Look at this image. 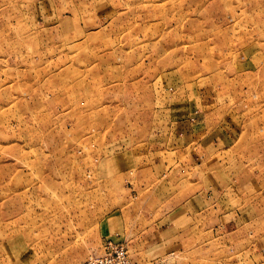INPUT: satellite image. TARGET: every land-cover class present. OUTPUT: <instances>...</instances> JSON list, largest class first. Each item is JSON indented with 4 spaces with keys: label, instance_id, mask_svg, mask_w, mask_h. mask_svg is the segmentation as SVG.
I'll return each instance as SVG.
<instances>
[{
    "label": "rangeland",
    "instance_id": "rangeland-1",
    "mask_svg": "<svg viewBox=\"0 0 264 264\" xmlns=\"http://www.w3.org/2000/svg\"><path fill=\"white\" fill-rule=\"evenodd\" d=\"M262 213L264 0H0V264H264Z\"/></svg>",
    "mask_w": 264,
    "mask_h": 264
},
{
    "label": "crops",
    "instance_id": "crops-1",
    "mask_svg": "<svg viewBox=\"0 0 264 264\" xmlns=\"http://www.w3.org/2000/svg\"><path fill=\"white\" fill-rule=\"evenodd\" d=\"M224 135H226V134H224ZM209 138H208V140H210V142H208V144L210 145V144H213V145H215L216 143H215V140H216V134L215 133H213L212 135H209L208 136ZM224 137V139H229L228 137H230V136H223ZM151 148L149 149L148 148V150H149V152H151L152 153V149H153V152H156V148H155V145H151L150 146ZM212 148L209 146L208 147V152L209 153H212V150H211ZM163 152V149H161L160 150V153H162ZM160 155V154H159ZM154 158L152 157V155L149 157V159L147 160V161H145V165L143 166V170H145V171H153V173L154 172H157V173H159V172H164L165 170H167V168H169L170 166H172L173 164H171V162L167 159V158H165V156H161L160 158H158L157 160H153ZM156 159V158H155ZM214 167H212V166H208V169L210 170V169H213ZM230 192H229V194H227V192L225 191V194H224V203L225 204H227V199L229 198L230 199V201H229V203L231 204V206H229V208H227V205H225V211H228V210H232V205H233V202L235 201V200H237V198L239 197L238 196V189H236V192H237V194L234 192H232V189H230L229 190ZM259 195V194H258ZM233 196H235L234 198H233ZM257 196V195H256ZM239 200H240V198H239ZM243 200V197L241 198V201ZM260 208V207H259ZM261 212V211H260ZM232 213V212H231ZM177 217H180L181 218V214H179V216H177ZM255 219H256V224L258 225V226H261V227H264V213H262L261 215H259V216H256L255 217ZM227 220H228V218H227ZM229 221V220H228ZM228 225H230V227H229V229H228V231H233V230H236V226H237V224H236V226L233 224V222H230V224L227 222V221H224V224L222 225V226H224V227H226V226H228ZM263 235V237L261 238V247H262V250L264 251V234H262Z\"/></svg>",
    "mask_w": 264,
    "mask_h": 264
},
{
    "label": "built area",
    "instance_id": "built-area-1",
    "mask_svg": "<svg viewBox=\"0 0 264 264\" xmlns=\"http://www.w3.org/2000/svg\"><path fill=\"white\" fill-rule=\"evenodd\" d=\"M84 264H134L127 246L118 238H107L99 252L89 254Z\"/></svg>",
    "mask_w": 264,
    "mask_h": 264
}]
</instances>
